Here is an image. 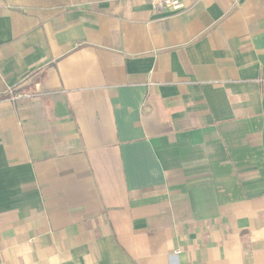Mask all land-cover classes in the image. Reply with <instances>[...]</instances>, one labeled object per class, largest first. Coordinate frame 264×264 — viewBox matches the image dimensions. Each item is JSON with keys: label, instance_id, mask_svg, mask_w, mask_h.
I'll return each mask as SVG.
<instances>
[{"label": "crops", "instance_id": "1", "mask_svg": "<svg viewBox=\"0 0 264 264\" xmlns=\"http://www.w3.org/2000/svg\"><path fill=\"white\" fill-rule=\"evenodd\" d=\"M183 2L0 0V264H264V0Z\"/></svg>", "mask_w": 264, "mask_h": 264}, {"label": "built area", "instance_id": "2", "mask_svg": "<svg viewBox=\"0 0 264 264\" xmlns=\"http://www.w3.org/2000/svg\"><path fill=\"white\" fill-rule=\"evenodd\" d=\"M151 6L158 11H167L173 15H177L185 10V3L183 0H146ZM13 98H28L31 97L30 93H15L13 90L10 92Z\"/></svg>", "mask_w": 264, "mask_h": 264}]
</instances>
